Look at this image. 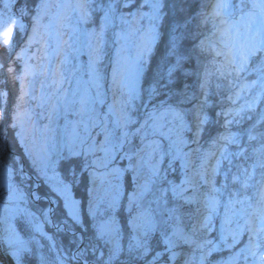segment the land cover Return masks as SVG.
I'll return each mask as SVG.
<instances>
[{
	"label": "snow or ice",
	"instance_id": "6c2138e0",
	"mask_svg": "<svg viewBox=\"0 0 264 264\" xmlns=\"http://www.w3.org/2000/svg\"><path fill=\"white\" fill-rule=\"evenodd\" d=\"M0 77V264H264V0H0Z\"/></svg>",
	"mask_w": 264,
	"mask_h": 264
},
{
	"label": "rangeland",
	"instance_id": "374dc122",
	"mask_svg": "<svg viewBox=\"0 0 264 264\" xmlns=\"http://www.w3.org/2000/svg\"><path fill=\"white\" fill-rule=\"evenodd\" d=\"M54 2H59V0H54ZM208 2H210V0H208ZM65 39H67V37H65ZM125 55H127V54H125ZM82 59L86 60L87 57H82ZM59 61H60V58H57L53 62L52 67H53L54 71L56 70L57 66L59 65ZM65 76H67L69 79L71 78L67 72H65ZM55 78L59 79L60 77L56 76ZM64 87H65V89H67V88L70 87V85L68 83H65ZM39 94H40L39 84H37L36 85V95L39 96ZM33 102H34V106L36 108H38L36 106L37 102L36 101H33ZM25 107L27 108L26 104H25ZM38 109H40V108H38ZM43 110L45 111V114L42 115V117L45 118V124L44 125H47L49 127V129H50L49 131L44 133L43 136H42V133H41V129L42 128L37 126V122H36L37 118L34 115H31V120L26 124V129H27V133H28L29 139L30 140H34L37 145L42 144L44 137H46L48 139H51L52 136H53V130L56 128L57 123H60V124L63 123L62 119L57 121V118H56L55 114L52 113L51 105H49L48 107H46ZM213 259L214 260L215 259H219V257L218 256H213Z\"/></svg>",
	"mask_w": 264,
	"mask_h": 264
},
{
	"label": "trees",
	"instance_id": "16d2710c",
	"mask_svg": "<svg viewBox=\"0 0 264 264\" xmlns=\"http://www.w3.org/2000/svg\"><path fill=\"white\" fill-rule=\"evenodd\" d=\"M205 2H208V0H191V3L194 7H197L199 6L200 4H203ZM157 60L159 59V57L157 56L156 58ZM153 69H155L156 67V61H153V65H152ZM0 79H2V77H0ZM18 88H19V84H13V83H9L7 89H5V91H7L9 93V97H8V100H9V103H12L15 101L16 99V95H17V91H18ZM34 100H29L27 101L25 104L27 106L28 109H32L34 110V113H32V115H34L36 118H37V126L42 128L45 124V118H41V114L44 115L45 114V111L41 110V109H38L34 106ZM80 196H83L84 195V189L83 187H81L79 189V193H78Z\"/></svg>",
	"mask_w": 264,
	"mask_h": 264
}]
</instances>
